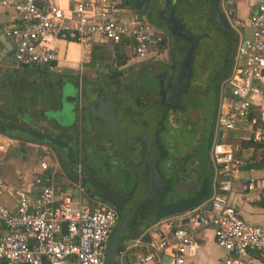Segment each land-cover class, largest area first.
<instances>
[{"label": "built area", "instance_id": "obj_1", "mask_svg": "<svg viewBox=\"0 0 264 264\" xmlns=\"http://www.w3.org/2000/svg\"><path fill=\"white\" fill-rule=\"evenodd\" d=\"M0 5L13 10L14 18L1 31L11 40L18 65L56 70L59 58L53 40L107 43L117 46L129 61L156 59L168 49L161 30L112 0H74L69 9L51 0H0ZM224 16L237 34V43L231 71L223 82L229 88L219 94L213 128L215 133L225 131L230 136L226 141L213 140L208 150L210 208L196 206L174 219L187 218L193 229L211 226L213 239L223 251L216 264H237L235 258L249 250L264 257V226L245 222L227 202L232 182L244 164L232 132L244 128L253 142L264 141V127L253 114L250 100L259 92L257 82L264 74V0L248 16V36L241 34L229 10H224ZM16 141L14 136L1 139L0 159ZM40 167L48 166L42 162ZM28 186L31 192L14 191L13 209L0 201V264H103L105 242L117 219L114 206L84 187L77 185L76 195H72L70 189L47 183L41 176L33 177ZM191 232L177 224L126 264H162L160 254L170 256L171 264H183L184 250L193 244Z\"/></svg>", "mask_w": 264, "mask_h": 264}, {"label": "crops", "instance_id": "obj_2", "mask_svg": "<svg viewBox=\"0 0 264 264\" xmlns=\"http://www.w3.org/2000/svg\"><path fill=\"white\" fill-rule=\"evenodd\" d=\"M51 1L57 2L64 9H69L74 0ZM112 1L117 2L120 5L123 2V0ZM259 1L260 0H218V4L223 15L224 10L232 12V21L239 28L241 34L248 36L250 33L248 16L255 10ZM131 10L137 14L136 10ZM12 18H14L13 10L10 7L0 5V40L6 44L7 48L13 51L11 40L4 37L1 31V28L12 20ZM144 20L147 21L146 18ZM152 25L160 30L155 24ZM52 44L56 47L59 58V66L56 70L64 69V67L67 66L71 69L79 70L84 63L89 62V59L95 55L96 48L101 45H106L107 48L110 49V54L113 57H120V55L125 57L117 46H112L107 43L92 42L81 45L77 43L72 44L71 42L63 40H53ZM71 55H73L72 58L75 59L66 60L64 57ZM19 66L21 65L9 62L5 58L3 47L0 44V122L7 126V128L24 131L22 127H26L25 121L31 119L25 114L24 105H20L19 103H9V91L6 89L7 86L4 85L3 75L4 71L9 69L16 70ZM208 69H205L204 71L207 72ZM228 75L222 78L219 82V94L221 92L225 93L228 90L227 85L223 86V82L227 79ZM203 83H205V81ZM257 86L259 92L252 95L250 100L254 106L253 114L259 118L261 123H264V74L261 81L257 82ZM188 116V119L192 121L198 119L196 111H190ZM49 119L52 122L54 130L59 131L60 134L74 128H77L78 131L82 132L86 128L82 114H66L65 118H61L62 121L60 124H58L53 118ZM28 123L30 122L28 121ZM58 127L60 129H58ZM151 132L152 131H150L149 135L142 136L145 144H147L145 147V151H147L146 161L144 162L143 160L141 166L137 170V184H141L142 189L147 187L151 175L154 177V174H156V166L155 171L153 172L149 167V163L153 158L155 165V159L157 157V153L155 154L153 152L157 147L147 141V137L150 136ZM232 135L233 144L237 147L238 154L244 160V164L232 182L227 202L238 211L239 215L245 222L264 226V147L253 146L246 143L250 139L247 130L244 128L235 129L232 132ZM229 136L230 132L219 131L215 133L213 128L211 142L207 147L208 149H206L205 156L208 154L209 147L213 140L226 141ZM176 138L179 139H171L170 143L164 142L165 157L163 163V169L168 172L169 177H173L174 180L178 177L180 178L178 184L175 185V189L177 187L178 192L180 191L179 193L177 192L178 196H176L177 201L175 202L181 200L189 202L191 200L193 204L190 208L196 206L202 207L208 202V198L212 192V173H210L209 176L208 174L205 176V174L201 172L200 163L193 159L196 156V152H194L195 156L190 157L191 151H193L194 148L191 145L188 148L182 145L183 140L185 139L184 136L180 137L179 134ZM250 141L253 142L252 140ZM207 158L208 156L206 159ZM42 162L48 166L44 170L40 167V163ZM66 169L67 168L59 162L57 156L48 145L17 138V141L14 144L6 148L0 159V179L2 181V186L0 187L1 203L6 208L13 209L15 206L14 191L21 189L31 192L32 188H29L28 183L35 176H41L45 182L59 186L63 190L70 189L72 191L77 185L84 187L78 176L77 180L74 179L73 181H70L72 178L67 176ZM80 173L81 171L77 174L79 175ZM163 179V181H165L163 187H166L165 185L168 183L166 181L168 180L164 177ZM248 184H251V188L246 187ZM92 194L95 197L96 195L100 196L99 198H102L103 201L105 200L100 193L95 192ZM144 204L145 203H142L139 207ZM177 214L179 213H168L167 215L160 216L150 211L148 214L150 220L147 222H142L140 215H138L140 217H138L137 220L136 218L133 220L134 217H136L133 214L129 223L128 237L125 239L120 237V235L123 234V231H125L122 228L123 225L120 223L116 228L113 227L112 231L109 233L105 242L103 260L112 253L116 254L119 250V252H117V259L112 260L113 264H126L130 262L136 254L146 250L147 245L151 240L166 235L168 231H171L177 224H180V220H176V218L174 219V216ZM135 221L142 222V224L139 222L137 223L136 228L140 227V229L138 230L137 235L133 236V223ZM131 223L132 227L130 226ZM180 225H183L185 229L192 231L191 240L193 243L190 247H186L184 250L183 264H216L222 257L223 251L213 239L212 227L205 226L199 229H193L189 222ZM0 232H2L1 226ZM144 234H147L149 241L142 240ZM160 261L162 264L172 263L171 257L165 254H160ZM235 261L237 264H264V257L259 256L253 250H249L245 256L235 258Z\"/></svg>", "mask_w": 264, "mask_h": 264}, {"label": "flooded vegetation", "instance_id": "obj_3", "mask_svg": "<svg viewBox=\"0 0 264 264\" xmlns=\"http://www.w3.org/2000/svg\"><path fill=\"white\" fill-rule=\"evenodd\" d=\"M131 1L133 2V0ZM159 1L160 0H156V2L150 3L149 0H146L144 15L147 21H155V25L162 31L163 39L168 44L167 52L156 59H144L141 61H129L126 57L124 58V56H112V68L105 73L107 81L111 82L110 85L115 88L121 87L122 90L120 94L124 96L129 93L130 88L136 81L138 71H140L142 67H146L148 74L154 77L156 81L152 96L149 97L150 94L147 92L142 96L146 99L151 98L150 101H139V96H136L134 107L131 103L132 100L127 99L126 107L122 109L119 105L120 95L118 96L115 90L111 88L105 89L103 86L92 85L91 79L95 78V75L91 70L88 69L89 77L79 74L82 68L79 70L71 68L54 70L55 74L67 75L69 77V84L75 86L76 94L66 95V97L76 100V108L80 110L78 113L82 114L84 121H86L85 114H89V119L87 118L88 124H86L84 131L77 132V139H79L82 134L84 139H86L92 147L101 152L102 156L105 157L104 159H106L111 166L119 169L114 171V174L119 173V171H121L120 173H125L128 169L132 171L131 176L126 177V179L121 181L122 183H118L119 185H117L115 183L118 181L114 179L116 175L105 176V173L100 175V173L97 172L96 168H101L100 162H93L90 158L82 160L79 157L75 158L73 156L72 149L75 148L76 143L74 140L75 134L72 132L73 130H70L72 134H70V132L68 134L66 132L64 134H59V137L64 138L65 146L54 141L56 145L66 149L69 161L73 166L78 167L75 173H79L80 167H88L93 181L101 187L100 189H103V191L107 193L104 195H112L121 202V208L114 206L117 213L114 226H118L119 223L121 224L122 218L127 219L133 211L134 203L129 201H131V196L135 190L145 195L147 198H155L161 191L165 181H163L164 179L162 175H160L157 166H163L164 163L165 151L159 138L160 133L164 131L166 126L165 122L173 120L179 114H189L190 111H195L194 108L184 102V97L190 96L194 89L201 90V86L204 85L202 80L199 79L202 71L209 68L206 73V81L208 78L214 79L216 76V71H213L211 68L212 66L210 65L207 67V64L202 61V56L204 54L201 52V42L210 37V28L211 26H215L210 18L209 0H198L200 3L199 6L204 7L206 13H208V18H206L205 23L199 30L193 31L183 23L185 29L191 33V37L187 43H183L178 37H173L167 33L166 28H171V21L168 17L169 13L166 10V6H160ZM143 2L144 0H141L140 5H142ZM177 3L178 0H169L168 7L173 9L174 17L179 19L181 17L178 16L176 10ZM230 17H232V12H230ZM230 29L229 27V30ZM193 42H195V44L192 48L191 44ZM232 56L233 53L231 59ZM187 58L189 62L188 68L186 69L185 60ZM56 81L60 82L59 79ZM84 84H86L87 87H83ZM162 96L168 99V104L159 116L152 110H146L149 105ZM85 106L87 109H85ZM154 116L155 118L157 116L159 118L158 125L154 131V142L157 148L155 149L156 151H153L155 154L157 153L155 159L157 171L153 179H149L148 185L144 187V189L146 188L144 190L141 184H137V170L144 160L145 142L142 136L149 135L150 131H152ZM71 137L73 139H71ZM71 168L72 167L66 169V174L71 172ZM120 168L125 170H121ZM73 176L70 181L75 179ZM120 184H124L128 187L124 186L123 188ZM137 187L138 189H136ZM165 189L166 187H164V190L157 196V201L148 200L143 206L135 210L134 215L136 216L140 208L148 205L151 206L152 204H158V206L155 205L153 213L160 216L167 215V212L163 215L160 214L161 207L167 205L160 202L161 194L164 193ZM133 220H135V217ZM130 226L132 227V223Z\"/></svg>", "mask_w": 264, "mask_h": 264}, {"label": "rangeland", "instance_id": "obj_4", "mask_svg": "<svg viewBox=\"0 0 264 264\" xmlns=\"http://www.w3.org/2000/svg\"><path fill=\"white\" fill-rule=\"evenodd\" d=\"M199 1L178 0V3L176 4L178 16H180L183 23L193 31L199 30L200 27L205 23L206 18H208V13H206L204 7L199 6ZM149 2L154 3L156 0H149ZM218 3V0H216V7L221 13ZM145 18L146 16L143 13L141 15V19ZM229 31L222 32L215 26H211L209 31L210 37L207 40H203L201 42V52L204 54L202 56V61L207 64V67L210 65L212 66L211 68L213 71H216V76L214 79L208 78L206 81L205 78L207 72L202 71L199 79H201L202 82L205 80V83H203L204 85L201 86V90L194 89L190 96L184 97V102L195 109L198 119L192 121L188 119V114H179L173 120L165 122L166 126L164 131L160 133L159 138L162 146L164 147V142L170 143L171 139L178 140L179 138L176 137L179 134L180 137L184 136L185 139L183 140L182 145L187 148L191 145L194 148V150L191 151L190 157L195 156L196 154L193 159L200 163L201 172L205 174V176L207 174L209 176L210 173H212L211 166L208 158L206 159L207 155L205 156V152L206 149H208L207 147L209 146L212 138L211 134L213 131L219 100V82L222 78L226 77L231 70V55L235 50L237 43V35L235 31L232 29ZM66 42H71L72 44L75 43L72 41ZM95 52V55L89 59V62L83 64L81 72L79 73L80 75L89 77L88 69L91 70L95 75V78L91 79L92 85L103 86L105 89L111 88L115 90L116 94L118 96L120 95L119 105L122 109L126 107L127 99L132 100L131 103L134 107V100L136 96H139V101H150L151 98L146 99L142 96H144L146 92L150 94L149 97L152 96L153 90L156 86V81L154 77L148 74L146 67H142L140 71H138L136 75V81L130 88L129 93L123 96V94H120V91L122 90L121 87L115 88L110 85L111 82L107 81L105 76V73L112 68L113 64V57L110 54V49H108L106 45H101L96 48ZM64 57L66 60L75 59L72 58L73 55ZM120 57H122V55H120ZM64 68L70 69L69 66ZM3 75L4 85L7 86L6 89L9 91V103H19L20 105H24L25 114H27V116H29L31 119H27L25 121L26 127H22L24 129L23 132L33 134L39 138H45L46 140L53 143L54 141H57L65 146L64 138L59 137L60 132L54 130L52 122L49 118L55 119L57 123L60 124L62 121L61 118H65L66 114H79L78 112L80 110L76 108V100L66 97V95L76 94L75 86L69 84L68 82L69 77L65 74H55L54 70L45 69L43 71H33L32 69L22 66H19L16 70L9 69L4 71ZM58 79L60 82L56 81ZM83 87H87V85L84 84ZM167 104L168 99L165 97L159 98L149 105L146 110H152L159 116ZM85 109H87L86 106ZM85 116V124H88L87 120L89 119V114H85ZM157 118L153 119L154 126L152 131H155L158 125ZM28 121L30 123H28ZM58 129L60 128L58 127ZM72 130V132L75 134L74 140L76 142L75 148L72 149V154L75 158L79 157L82 160H87L90 158L93 162H100L101 168H96L97 172H99L100 175L105 173V176L116 175L114 179L118 181L115 183L117 185H119L118 183H122L121 181L126 179V177L131 176L132 171L130 169L125 171V173H120L121 171H119V173L114 174V171L119 169L111 166L109 162L104 159L105 157L102 156L101 152L92 147L89 142L84 139L82 134L81 137L77 139V128ZM69 132L72 134L71 131H67L66 133L68 134ZM71 139L73 138L71 137ZM194 152L196 153L194 154ZM63 166L69 168V166ZM85 168L88 171L83 170L79 175L75 173L74 169L71 168V172H68L67 176L72 178L74 175L73 177L76 180L77 176L80 177L81 174H83V176H87V173L90 174V169L88 167ZM157 168L160 175L168 180L166 181L168 182L166 183L167 185H165L166 189L164 193L161 194L160 202L163 204H169L171 202L177 201L176 196H178V188L176 187L175 189V185L178 184L180 178L178 177L176 180H174L173 177H169L168 172L163 169L162 165H158ZM120 169L125 170L123 168ZM120 185L123 186V188L125 186L124 184ZM96 197L99 198L100 196L96 195ZM100 200L103 201L102 198ZM103 202L110 204V202L106 200ZM155 205L156 204H152L151 206L148 205L140 208L136 213V220L140 216L142 218V222H147L150 220L148 214L150 211L154 212ZM156 206H158V204ZM160 214L163 215L165 212L160 211ZM138 222L139 221H135L133 223V236L137 235L138 230L140 229V227L136 228ZM142 222L139 223L142 224Z\"/></svg>", "mask_w": 264, "mask_h": 264}, {"label": "water", "instance_id": "obj_5", "mask_svg": "<svg viewBox=\"0 0 264 264\" xmlns=\"http://www.w3.org/2000/svg\"><path fill=\"white\" fill-rule=\"evenodd\" d=\"M140 2H141V0H133V2H132L133 9L137 11L136 18H140V16L144 13V7H145L146 0H144L142 5H140ZM159 3H160V6H164L165 5L166 6V10L169 13L168 17H169V19L171 21V28H166L167 33L169 35L173 36V37H178V39L181 40L183 43H187L189 38L191 37V33L187 29H185L184 24H183L181 19H176L174 17L173 9L168 7L169 0H160ZM209 10H210V14H211L210 18L214 22L215 26L222 32L229 31V26H228V23H227V21L225 19V16L222 13H220L219 10L216 7V0H209ZM151 23L155 24L156 22L152 21ZM0 44L3 47V51L5 53V58L9 62L15 63L13 55H12V50L7 48L6 44L3 43L1 40H0ZM194 44H195V42H193L191 44L192 48L194 47ZM174 45H175V43H174ZM189 55H190V52H189ZM189 59H190V56H189ZM189 59L187 58L185 60V68L186 69L188 68ZM21 66L22 67H27L29 69H32L33 71H43V70H39L38 68L32 67V66H25V65H21ZM227 88H229V85H227ZM161 98H163V96ZM148 115H150V114H148ZM154 118H155V116H154ZM157 121H158V118H157ZM0 128H1L0 141L5 136H14V137L21 138V139H24V140H27V141H33V142H38V143H41V144L48 145L53 150L54 154L57 156L59 162L62 165L72 167L75 171H77L78 167L77 166H73L71 164V162L69 161V159L67 157L66 149L64 147L58 146L55 143L46 140L45 138H39V137H37V136H35L33 134H28V133H25V132L20 131L18 129L7 128V126H5L1 122H0ZM147 141H149L150 144L155 145V143H154V131H152L150 136L147 137ZM146 145L147 144H145V147H146ZM146 152L147 151H145L144 162L146 161ZM149 167H150L152 172L155 171L154 158L150 161ZM83 170H87V169L85 167H80L79 168V171L82 172ZM150 178H151V180L153 179L152 175H151ZM79 179H80L81 184L90 193H95V192L96 193H100L104 197V199L106 201L110 202V204L112 206H116L118 208L122 207V204H121V202L118 201V199H116L112 195H110V196L104 195V194H107V193H105L103 191V189H100V186L97 185L93 181V179L90 177L89 173H87V176H83V174H81ZM136 189H138V187ZM163 190H164V187L158 193V195ZM135 191H134L133 195L131 196V199H130L131 201H129V202L134 203L133 204V209H132L133 211L131 212V214L128 216L127 219L126 218H122L123 220H122L121 224L123 225L122 228L125 230V231H123V234L120 235V237H122V239H125L129 235V223H130V219L132 218L135 210L142 203H146L148 200L157 201V196L158 195L155 198H147L145 195H142V194L138 193L137 191L136 192ZM76 192H77V189L73 188L72 191H71V194L72 195H76ZM192 204H193V202L191 200L189 202H187L185 200H181L179 202H171V203H169V204H167L165 206H162L161 207V211L167 212V213H170V214L180 213V212H184V211L188 210L190 208V206H192ZM209 208H210V203L209 202H207L204 206H202V209H207L208 210ZM185 222H188L187 218H183V219L180 220V224H183ZM119 226H121V225H119ZM114 227L116 228V226H114ZM142 240L149 241V238H148L147 234H144V238H142ZM117 252H119V250ZM117 252H116V254L112 253L107 258H105L103 260V264H113L112 260L113 259L114 260L117 259Z\"/></svg>", "mask_w": 264, "mask_h": 264}, {"label": "trees", "instance_id": "obj_6", "mask_svg": "<svg viewBox=\"0 0 264 264\" xmlns=\"http://www.w3.org/2000/svg\"><path fill=\"white\" fill-rule=\"evenodd\" d=\"M121 5L127 6V7L131 8V9H133V7H132V1L131 0L130 1L129 0H123V2L121 3ZM261 125L264 127V123H261ZM246 143H249V144H251L253 146L264 147V141L263 142H260V143H257V142H251L249 140Z\"/></svg>", "mask_w": 264, "mask_h": 264}]
</instances>
